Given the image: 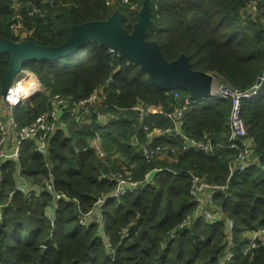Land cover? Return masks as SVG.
<instances>
[{"label":"trees","instance_id":"16d2710c","mask_svg":"<svg viewBox=\"0 0 264 264\" xmlns=\"http://www.w3.org/2000/svg\"><path fill=\"white\" fill-rule=\"evenodd\" d=\"M143 1L117 3L124 14L122 24L129 32L139 18ZM248 1L150 0L153 26L147 27L146 39L156 40L167 60L184 53L193 69L215 72L232 86L246 89L264 68V0L260 1L256 21L241 15ZM20 2L26 24L33 28L28 37L44 46L62 44L73 25L106 19L115 9L105 0H55L53 4H43L42 11L31 16L26 11L27 5L40 0ZM131 4L137 6L131 8ZM13 5L14 0H0V35L19 41L21 38L10 28ZM127 59L111 53L108 45L90 40L75 53L57 59L32 60L24 65L23 69L33 71L46 89L13 108L20 125L31 122L48 108L50 94L87 97L110 75L113 80L107 92L111 104L107 110L120 116L100 129L96 121L78 125L66 113L67 129L52 136L46 156L34 150L31 140L22 142L20 161L25 174L42 183L52 173L55 188L70 198L59 201L52 223L47 214L53 203L50 192H43L40 200H34L17 190L0 219V264H264V247L250 254L243 252L247 243L245 233L264 226V85L258 96L244 99L241 108L246 128L256 139L255 152L260 155L262 165L236 171L228 188L215 195L216 203L234 220V257L224 261V222L209 224L195 219L190 228L178 229L174 238L170 233L196 206L189 194L190 172L215 183L227 179L229 162L237 154V149L230 146L231 101L215 96L198 98L184 114L183 131L194 138L209 135L216 144L214 151L190 148L182 151L177 160L147 162L140 157L139 146L131 141L139 123L133 110L135 101L140 99L172 111L183 105L184 96L190 93L180 87L166 90L157 86L148 72L136 62L128 64ZM10 60V53L0 50V98ZM176 91L179 96H175ZM172 124V119L164 114L149 115L143 123L160 130ZM98 129L108 151H119L123 163H135V176L161 168L153 172L154 185L107 199L103 215L114 259L99 236L97 225L79 223L81 213L88 211L98 196L115 188V183L103 174L117 168L116 162L103 161L88 148ZM140 136L142 141L146 140L144 131ZM158 140L165 141V137ZM166 141L182 144L178 137ZM15 167L12 160L3 165L4 192L16 187ZM74 198L78 200V214ZM125 232L127 236L123 235Z\"/></svg>","mask_w":264,"mask_h":264},{"label":"built area","instance_id":"2783aa9c","mask_svg":"<svg viewBox=\"0 0 264 264\" xmlns=\"http://www.w3.org/2000/svg\"><path fill=\"white\" fill-rule=\"evenodd\" d=\"M130 0H105L108 6H114L118 2L128 3ZM261 0H249L241 11L243 18L256 21L259 13ZM55 0H40V2L28 4L26 11L29 15H34L42 11V5L45 3L53 4ZM137 4H131V8H135ZM14 13L10 28L16 36L22 39L29 38L33 28L26 24V17L23 14V7L20 0H14ZM262 31L264 35V19L262 20ZM111 53L119 52L116 48L108 46ZM127 58V57H126ZM127 63H135L131 59H127ZM113 65V63H111ZM31 79H34L32 81ZM113 77L110 75L106 81L96 86L87 97L75 98L71 95H63L61 93L50 94L47 99L48 108L37 115L31 122L20 125L16 119L13 108L20 104L31 101L41 91L46 88L38 79L37 75L28 69H21L13 78L8 86L6 93L0 98V219L3 218V209L13 198L14 193L18 190L26 198L40 200L43 192H50L53 197V203L47 209L51 222L56 219V209L62 198L70 197L63 191L57 190L53 183V174L50 173L42 183L31 180L25 172L21 164V146L25 140H31L34 150L43 155H47L50 148V140L58 130L67 129V121L64 115L70 114L78 125L92 124L93 121L97 125L104 128L111 121L119 118V113L111 112L107 88L112 82ZM216 83V84H215ZM264 85V68L258 75L254 84L246 89H238L217 74L214 76V83L211 90V96L223 99H230L231 109L228 118L230 128L231 147L237 149V154L232 158L228 165V176L224 183H215L207 180L195 172H190V188L189 194L196 202V206L192 212L188 213L182 221L174 228L170 235L171 238L176 236L177 230L180 228H190L193 220L202 219L204 222L214 224L216 222L225 223V242L226 253L224 261H229L234 257V220L227 216L223 208L216 203L215 195L220 191L228 188L229 180L236 171L245 170L252 165H262L261 157L255 152L257 146L256 139L249 134L245 121L241 115L242 101L244 99L253 98L260 94ZM180 92L176 91L175 96H179ZM198 98L194 99L191 95L184 96V103L175 107L172 111H164L162 107L154 104H146L138 99L133 105V110L138 116L139 123L135 125V131L132 134L131 141L139 146L140 157L150 162L155 159L177 160L182 151L193 148L195 150H203L212 152L216 148V144L212 138L204 134L200 138L188 136L183 131L184 114L189 106L193 105ZM126 111V108L123 109ZM152 114H164L172 119L173 124L162 130L150 129L149 126L143 125L147 116ZM145 132L146 140L142 141L140 134ZM165 137V141H159L161 137ZM181 138L182 144L177 146L168 143L166 140L171 138ZM191 142V146H189ZM88 148L92 149L96 155L103 161L114 160L117 168H111L104 172L103 176L115 183L114 190L107 195L97 197L95 204L86 212L79 216V223L88 226L94 223L98 227L99 236L102 238L106 248L109 250L111 259L115 257V251L105 231L106 220L104 218V205L107 199L114 197L120 198L128 192H136L144 190L149 185H154L153 172H158L161 168L156 167L145 171L141 177L134 175L133 169L135 163H123V155L119 151H108L103 143V136L100 130H96L90 138ZM8 160L16 163L15 181L16 187L4 192L2 183L4 181L3 165ZM47 166L49 164L47 163ZM264 167V165H263ZM50 170V167H49ZM78 205L77 198H74ZM79 206V205H78ZM246 245L243 248L245 254H250L254 249L264 247V226L248 230L246 233ZM127 236L128 233L123 234ZM249 251H251L249 253Z\"/></svg>","mask_w":264,"mask_h":264},{"label":"water","instance_id":"95a60500","mask_svg":"<svg viewBox=\"0 0 264 264\" xmlns=\"http://www.w3.org/2000/svg\"><path fill=\"white\" fill-rule=\"evenodd\" d=\"M123 17V12L115 9L106 19L73 25L70 35L58 46H44L30 38L12 41L0 35V50L11 55L2 94L6 93L14 76L27 62L67 56L78 51L88 41L95 40L116 48L121 58L127 57L138 63L149 73L151 81L163 89L174 90L180 87L193 97L202 99L211 96L215 72L193 69L189 57L184 53L169 61L156 40L146 39L147 27L153 26L150 0L143 1L139 18L130 32L122 24ZM188 144L191 146V142ZM75 211L76 214L79 213L78 205L75 206ZM44 250L45 247L42 246V251Z\"/></svg>","mask_w":264,"mask_h":264},{"label":"rangeland","instance_id":"374dc122","mask_svg":"<svg viewBox=\"0 0 264 264\" xmlns=\"http://www.w3.org/2000/svg\"><path fill=\"white\" fill-rule=\"evenodd\" d=\"M114 7H115V9H119V8H118V6H117V4H116V5H114ZM115 9H114V10H115ZM119 10H120V9H119ZM215 84H216V83H215ZM167 159H168V158H167V157H165V159H164V160H167Z\"/></svg>","mask_w":264,"mask_h":264},{"label":"bare ground","instance_id":"6f19581e","mask_svg":"<svg viewBox=\"0 0 264 264\" xmlns=\"http://www.w3.org/2000/svg\"><path fill=\"white\" fill-rule=\"evenodd\" d=\"M32 81H34V79H31Z\"/></svg>","mask_w":264,"mask_h":264}]
</instances>
